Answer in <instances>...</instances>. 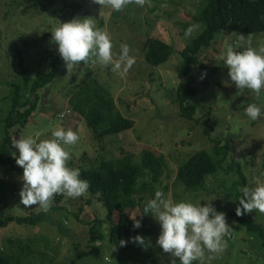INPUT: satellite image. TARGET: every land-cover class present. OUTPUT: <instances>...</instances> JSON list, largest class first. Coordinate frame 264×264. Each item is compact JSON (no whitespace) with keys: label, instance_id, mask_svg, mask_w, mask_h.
I'll use <instances>...</instances> for the list:
<instances>
[{"label":"rangeland","instance_id":"374dc122","mask_svg":"<svg viewBox=\"0 0 264 264\" xmlns=\"http://www.w3.org/2000/svg\"><path fill=\"white\" fill-rule=\"evenodd\" d=\"M76 2L81 5L78 10L67 7L68 3ZM204 3L205 0H146L143 7L130 4L116 12L92 0H0V139L15 86L19 87V102L30 99L29 87L42 57L56 49L52 29L59 22L91 17L96 20V27L106 30L111 37L114 57L119 54L120 46L127 44L135 64L122 78L111 65L81 63L67 72L60 59L58 68L63 73L54 76L37 92L35 110L24 127L20 124L12 127V138L18 140L39 132L40 139H48L56 126L71 129L79 140L74 145L62 146L70 154L67 166L78 169L90 168L89 162L116 157L122 150L129 151L132 162L139 164L140 150L150 146L161 152L167 162V170L161 183L156 184V191H162L174 203L191 202L201 206L211 203L217 212L225 214L232 231L224 238L225 249L215 254L210 264H264L258 234L245 230L235 214L243 195L240 189L256 187L257 178L264 181V113L261 111V116L253 121L244 112L250 103L264 108V89L259 96L248 89L241 93L230 81L222 61L228 46L242 50L240 34L257 51L264 47V32L219 30L211 45L198 51L202 68L191 70L196 95L190 101H197L201 106L192 119H185L175 101L180 80L179 51L202 30L203 25L195 16ZM192 26H195L192 34L186 37V29ZM152 38L166 42L173 49L162 65L151 66L144 59L147 43ZM90 79L110 91L120 114L133 121L130 129L94 137L81 116L71 110L72 96L88 85ZM214 140L225 147L220 167L215 174L206 176L202 189H186L175 177L178 166L193 152L213 153ZM9 148L12 154L19 155L12 144ZM231 162H237L240 173L234 166L223 172ZM21 188V175L8 166L0 167V219L5 215L42 211L39 206L24 208L20 204ZM154 195L146 193L141 206L126 210L130 218L136 217L141 222L137 236L144 238L143 245L134 243L126 250L112 245L108 231L117 221L118 213H108L87 192L79 198L63 195L58 203L60 208L42 211L43 217L34 225L12 222L0 227V253L20 264H171L172 260L179 264L178 258L156 245L159 223L151 215L144 219V207ZM79 207H82L80 212ZM243 217L264 229V214L254 210ZM208 255L212 254L206 252ZM205 264L209 262L206 260Z\"/></svg>","mask_w":264,"mask_h":264},{"label":"trees","instance_id":"16d2710c","mask_svg":"<svg viewBox=\"0 0 264 264\" xmlns=\"http://www.w3.org/2000/svg\"><path fill=\"white\" fill-rule=\"evenodd\" d=\"M67 7L78 10L81 5L77 2L68 3ZM195 19L203 25V28L179 51L180 61L177 66L180 80L175 92V101L179 107V114L185 119H192L198 106H201L197 101H190L196 95V88L193 86L194 80L190 74L191 70L193 67L202 68L197 55L198 51L209 47L215 33L219 30L239 31L246 34L264 32V0H205ZM55 47V50L47 51V56L42 57L40 67L35 71V78L29 87L30 99L23 103L19 102V87L15 86L11 108L3 122L4 135L0 139V167L8 166L10 170L21 176L23 170L16 165L9 148L13 143L10 130L16 124L24 127L27 118L35 110L38 100L37 92L54 76L63 73V70L58 68L61 57L56 45ZM172 51V47L166 42L152 38L147 43L144 59L148 65H162L168 60ZM89 82L72 96L74 98L70 103L71 110L81 116L91 129L93 136L103 137L130 129L133 126V121L120 114L110 91L93 79H90ZM261 111L264 113V108ZM205 131H208L207 127ZM225 154V147L218 140H214L213 153L207 150L193 152L185 162L178 166L175 177L183 183L186 189H202L206 176L216 173ZM16 156L18 157V154ZM87 165L90 168L79 169L80 178L89 182L88 192L93 196V200L100 202L108 213H118L117 221L109 228L108 241L123 250L132 247L134 243L131 242V239L137 236L139 228H133V220L130 219L126 210L139 207V204L141 206L146 193L151 196L155 194V186L161 183L167 170L164 155L150 146H143L140 150L139 164L132 162L129 151L122 150L116 157L102 158L99 162H89ZM232 166L235 167L237 173H240L237 162L226 165L223 172H228ZM166 188V185L163 186L164 190ZM62 196L57 194L54 197L51 206L53 210L60 208L58 203ZM81 210L82 207H79L78 212ZM150 215L151 213H143L144 219L150 218ZM42 217V211L19 216L5 215L0 219V227L12 222L34 225ZM75 217L78 218V215L75 214ZM238 219L240 222L242 221L245 230L258 234L264 256L262 225L245 219L243 215ZM90 233H93L91 228ZM121 240L125 241L123 247L120 246ZM0 264L20 263L12 261L9 256L0 253Z\"/></svg>","mask_w":264,"mask_h":264},{"label":"clouds","instance_id":"9594fccd","mask_svg":"<svg viewBox=\"0 0 264 264\" xmlns=\"http://www.w3.org/2000/svg\"><path fill=\"white\" fill-rule=\"evenodd\" d=\"M93 3L110 8L112 11H122L126 6L135 4L143 7L146 0H92ZM195 26L185 31L190 36ZM52 42L57 46L59 56L64 62L67 72H72L81 63L102 66H112L122 78L127 76L135 64V58L129 55L127 44L120 46V52L114 57L111 37L106 30L96 27V20L91 17L72 19L58 24L51 31ZM242 50L237 51L228 46L226 55L222 57L227 75L236 89L241 93L248 89L259 96L264 89V47L257 49L247 45L243 34L239 35ZM245 115L255 121L261 116V109L255 103H250L244 110ZM36 132L28 137L13 138L12 146L18 150V157L13 158L22 171V188L19 191L20 204L24 208H39L47 212L52 206L57 194L69 198H79L88 192L90 184L80 178L78 168H70L67 162L70 154L62 145H74L79 136L71 129L65 130L56 126L51 132V138L40 139ZM256 187L240 189L242 198L235 214L240 217L254 210L264 214V181H255ZM144 213L159 223L160 234L156 245L171 257L178 258L179 264H193L199 261L205 264L207 260L215 259V254L223 252L226 247L224 240L232 228L222 212H217L211 203L194 204L191 202L174 203L165 198L160 190L154 198L147 201ZM133 220V228L141 227L140 220ZM131 242L143 245L144 238L136 236ZM125 246V241H120ZM207 253L212 255L206 256ZM171 264H176L175 260Z\"/></svg>","mask_w":264,"mask_h":264}]
</instances>
